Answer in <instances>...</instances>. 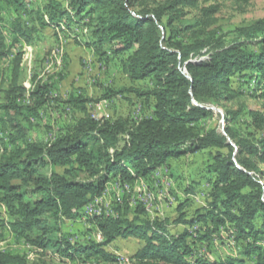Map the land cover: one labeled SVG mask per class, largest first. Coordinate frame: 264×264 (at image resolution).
<instances>
[{
	"label": "trees",
	"instance_id": "16d2710c",
	"mask_svg": "<svg viewBox=\"0 0 264 264\" xmlns=\"http://www.w3.org/2000/svg\"><path fill=\"white\" fill-rule=\"evenodd\" d=\"M202 1L162 0L151 6L150 0H47L32 10L26 0H0V63L11 57L9 74H0L5 133L0 137V228L66 261L119 262L106 247L136 238L142 244L133 254L135 264H247L243 258L211 260L195 253L197 243L210 244L230 225L235 241L246 244L244 258L253 255L255 264H264V247L256 244L264 238V113L249 111L259 133L241 135L234 127L241 110L227 107L247 92L264 100V18L225 39L209 29L218 6L199 8ZM190 9H198L200 16L185 19ZM78 29L88 33L84 43ZM45 30L72 36L106 61L118 58L131 82L148 79L144 89L105 88L101 98L132 92L152 103L151 115L132 124L96 119L87 111L89 99L74 95L68 102L81 116L72 128L49 143L29 141L28 133L58 86L35 76L30 89L23 86V53L14 51ZM210 105L224 112V134L215 125L197 129L214 116ZM202 150L209 153L213 179L205 206L192 216L181 202L176 219H150L141 203L132 207L125 196L115 213L88 219L101 241L79 242L61 231L65 221L78 219L87 203L104 194L111 179L131 185L170 159ZM171 224L187 227L173 235ZM197 224L201 227L191 231ZM0 264L28 260L0 250Z\"/></svg>",
	"mask_w": 264,
	"mask_h": 264
},
{
	"label": "rangeland",
	"instance_id": "374dc122",
	"mask_svg": "<svg viewBox=\"0 0 264 264\" xmlns=\"http://www.w3.org/2000/svg\"><path fill=\"white\" fill-rule=\"evenodd\" d=\"M47 0H26L29 9H40ZM162 0H150L153 6ZM218 6V12L214 14L216 23L209 29H216L217 35L225 39L236 38L241 34L240 29L247 27L250 22L264 18V0H251L245 4L242 0H203L199 8ZM199 10H188L185 19L199 17ZM58 35H53L51 31L45 30L36 38L34 42L27 45L18 44L16 51L23 53L21 83L27 89L32 86V78L38 77L42 80L51 79L57 83V89L51 91V102L45 106L35 123L37 124L27 135L31 142L49 143L59 135L69 131L81 116L71 103L69 97L82 95L89 99L86 107L88 113L96 119H106L114 121L123 119L130 124L139 121L141 118L151 115L152 103L137 97L134 93H126L124 96H116L111 99H102L105 88L118 89L139 88L144 89L149 86V80L131 82L122 72L118 58L109 61L100 57L92 48L73 41L72 36L59 31ZM79 41L86 40V30L78 29ZM183 40L187 36L181 35ZM7 43L11 41L10 34L6 33ZM10 60L0 63V74L8 75L10 72ZM3 76V77H4ZM8 77V76H7ZM7 77H4L7 79ZM0 76V85H1ZM61 78V79H60ZM238 86V81L233 80ZM7 84V82L5 83ZM5 86V85H4ZM245 88V87H244ZM237 99L234 103L227 104L231 109L241 110L239 119L234 123V127L239 134L256 133L249 116V111L258 110L264 113V100L255 98L249 92ZM214 111V116L210 119L202 120L197 124V129L201 132L211 126H217V130L222 133L224 127L223 110L217 106L210 107ZM0 128V137L5 133ZM210 165L209 153L202 150L194 154H187L180 158H173L156 169L147 178L138 179L131 185H125L117 178L111 179L107 184L104 194L94 202V211H101L100 215H110L115 213L117 206L121 205L125 196L128 197L132 207L136 202L141 203L147 211L150 219H176L178 217V205L186 202L184 212L187 216H192L197 208L204 207L206 199L211 189L213 175L208 172ZM47 174L49 169L44 170ZM120 181V182H119ZM122 185H120V184ZM124 185V186H123ZM98 208V209H97ZM100 208V209H99ZM2 211V218L8 217ZM82 209L80 216L76 220H67L60 226L61 231L70 234L72 238L79 242L88 240L101 241L102 237L97 227L88 219L89 216ZM103 211H105L103 213ZM191 227L194 231L197 226ZM187 226H169V232L173 235L181 233ZM231 226L227 225L210 244L197 243L196 255L209 258L211 260H225L232 258H243L247 264H255L254 256L244 258L243 241H235ZM99 233V234H98ZM106 247V250L116 255L117 258L128 261L126 264H135L133 254L142 244L136 238L117 239ZM257 245L264 247V238L259 240ZM195 247V249H196ZM0 250L19 253L25 255L28 264H119L96 262L94 259L75 261L60 260L52 254L41 253L35 248L26 244L23 240L16 238L9 230L0 228ZM125 259V260H124Z\"/></svg>",
	"mask_w": 264,
	"mask_h": 264
},
{
	"label": "bare ground",
	"instance_id": "6f19581e",
	"mask_svg": "<svg viewBox=\"0 0 264 264\" xmlns=\"http://www.w3.org/2000/svg\"><path fill=\"white\" fill-rule=\"evenodd\" d=\"M205 56V55H204ZM201 57V56H200ZM204 58V57H203ZM197 58H194L193 60H196ZM200 59V58H199ZM201 59H202V57H201ZM120 182V181H119ZM120 184V183H119ZM120 185H122V184H120ZM124 186V185H123ZM108 187V186H107ZM106 187V188H107ZM105 191H107V190H105ZM97 199V198H96ZM96 199H94V200H96ZM96 203V202H95ZM94 207H95V205H94V201L92 200L91 202H89V203H87L83 208H84V210H86L85 211V213L87 214V215H89V216H92V215H100V214H102L101 213V211H98V212H95L94 211ZM98 209V208H97ZM100 209V208H99ZM105 211H103V213H104ZM111 214V213H110ZM99 234V233H98ZM125 260V259H124ZM126 263H128V261H123V260H120L119 261V264H126Z\"/></svg>",
	"mask_w": 264,
	"mask_h": 264
},
{
	"label": "water",
	"instance_id": "95a60500",
	"mask_svg": "<svg viewBox=\"0 0 264 264\" xmlns=\"http://www.w3.org/2000/svg\"><path fill=\"white\" fill-rule=\"evenodd\" d=\"M222 133L224 134L225 132H224V127H223V131H222ZM229 140V139H228ZM228 143H230V144H232V142L229 140L228 141Z\"/></svg>",
	"mask_w": 264,
	"mask_h": 264
},
{
	"label": "built area",
	"instance_id": "2783aa9c",
	"mask_svg": "<svg viewBox=\"0 0 264 264\" xmlns=\"http://www.w3.org/2000/svg\"><path fill=\"white\" fill-rule=\"evenodd\" d=\"M94 202H96V200H93Z\"/></svg>",
	"mask_w": 264,
	"mask_h": 264
},
{
	"label": "crops",
	"instance_id": "0c3cea01",
	"mask_svg": "<svg viewBox=\"0 0 264 264\" xmlns=\"http://www.w3.org/2000/svg\"><path fill=\"white\" fill-rule=\"evenodd\" d=\"M115 242H117V241H115Z\"/></svg>",
	"mask_w": 264,
	"mask_h": 264
}]
</instances>
